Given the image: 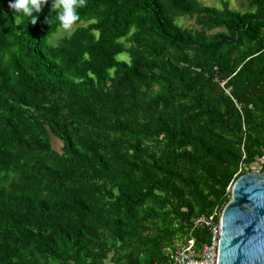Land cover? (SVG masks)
I'll use <instances>...</instances> for the list:
<instances>
[{
  "label": "trees",
  "instance_id": "trees-1",
  "mask_svg": "<svg viewBox=\"0 0 264 264\" xmlns=\"http://www.w3.org/2000/svg\"><path fill=\"white\" fill-rule=\"evenodd\" d=\"M215 1L86 0L51 44L53 0L34 25L0 0V264H173L210 243L193 221L217 224L264 152V0Z\"/></svg>",
  "mask_w": 264,
  "mask_h": 264
},
{
  "label": "water",
  "instance_id": "water-1",
  "mask_svg": "<svg viewBox=\"0 0 264 264\" xmlns=\"http://www.w3.org/2000/svg\"><path fill=\"white\" fill-rule=\"evenodd\" d=\"M217 227L216 264H264V172L234 182Z\"/></svg>",
  "mask_w": 264,
  "mask_h": 264
},
{
  "label": "built area",
  "instance_id": "built-area-1",
  "mask_svg": "<svg viewBox=\"0 0 264 264\" xmlns=\"http://www.w3.org/2000/svg\"><path fill=\"white\" fill-rule=\"evenodd\" d=\"M226 81H220L219 86L224 90L225 94L230 96L231 89L225 87ZM259 169L264 168V152L256 159ZM258 169V172H259ZM213 217H199L193 221V227L204 226L210 227L212 238L210 243L196 250L193 239L181 244L171 255L173 264H216L217 248H218V227L212 223Z\"/></svg>",
  "mask_w": 264,
  "mask_h": 264
},
{
  "label": "clouds",
  "instance_id": "clouds-1",
  "mask_svg": "<svg viewBox=\"0 0 264 264\" xmlns=\"http://www.w3.org/2000/svg\"><path fill=\"white\" fill-rule=\"evenodd\" d=\"M86 0H53L52 10L60 9L57 19L65 30H70L79 19L77 8L84 7ZM48 3V0H14L8 7L15 12H22L24 17L29 18L31 24H35L37 17L32 13H39L41 5Z\"/></svg>",
  "mask_w": 264,
  "mask_h": 264
},
{
  "label": "rangeland",
  "instance_id": "rangeland-1",
  "mask_svg": "<svg viewBox=\"0 0 264 264\" xmlns=\"http://www.w3.org/2000/svg\"><path fill=\"white\" fill-rule=\"evenodd\" d=\"M203 5L205 6H218L217 2L215 0H199ZM229 3L230 8L234 9V10H246V4L248 0H227ZM179 24L186 26V27H193V21L191 20H179L178 21ZM76 27L73 25L72 28L70 30H65V29H59L57 31V33L55 35L52 36V38L49 40V43L51 44H56V42L64 37L69 35L70 33L73 32V30ZM120 58H123V56H121ZM53 142V146L54 148H59L60 147V143L57 142L55 139H52ZM253 172H257V170L259 169L257 164H254L252 167Z\"/></svg>",
  "mask_w": 264,
  "mask_h": 264
}]
</instances>
